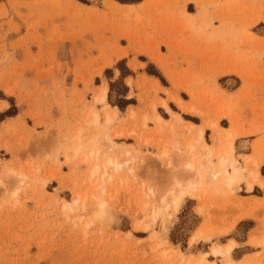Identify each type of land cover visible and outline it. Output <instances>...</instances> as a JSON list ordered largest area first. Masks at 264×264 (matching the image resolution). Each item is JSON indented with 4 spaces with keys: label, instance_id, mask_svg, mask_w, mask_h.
<instances>
[{
    "label": "rangeland",
    "instance_id": "rangeland-1",
    "mask_svg": "<svg viewBox=\"0 0 264 264\" xmlns=\"http://www.w3.org/2000/svg\"><path fill=\"white\" fill-rule=\"evenodd\" d=\"M189 141L202 162L203 145L232 144L244 176L264 175V0H0V264H198L229 241L264 264V201H242L244 180L166 208L195 178ZM105 157L122 168L91 176Z\"/></svg>",
    "mask_w": 264,
    "mask_h": 264
},
{
    "label": "bare ground",
    "instance_id": "bare-ground-1",
    "mask_svg": "<svg viewBox=\"0 0 264 264\" xmlns=\"http://www.w3.org/2000/svg\"><path fill=\"white\" fill-rule=\"evenodd\" d=\"M190 93L191 95H193L192 92ZM104 99H105V88H102L94 96L93 101L94 103H103ZM174 102L183 112H187V113H190L196 116H200V114L202 115V113L197 111L196 108L191 105V103H184L178 98H174ZM163 106L169 112V109L166 107L164 103H163ZM106 109L107 110L103 114V118H104L103 124L104 125L110 124L114 117V113L108 111L110 110L109 108H106ZM132 114H133V111L132 109H130L128 112V115L132 117ZM154 119L156 123H158V125L163 122L161 116L158 114L154 116ZM97 122H98V114L94 113L91 118V123L96 125ZM210 125L212 129L218 131L220 134L222 133L223 140L232 141L234 139V133L232 132V130L220 129L217 127V124H213V123H211ZM188 126L193 127V125H188ZM198 133H199L198 134L199 139L203 140V130L201 128L198 130ZM115 135L120 136L121 129H120V132L119 133L117 132ZM70 139L73 140L74 142L78 141L79 140L78 133L74 134V136ZM244 142H241V143H244ZM113 145L114 143H111V146ZM82 148H83L82 145L75 142L71 146V148H69V150L72 152V156L74 157L78 153H80ZM184 149H185V153H188V156L184 157V162L181 167L182 173L188 174L191 172V175L195 176V178L186 181L185 183H183V185L176 184L175 187L169 190L170 203L166 206V208L169 207L174 213L177 212L179 206H181V203L184 197L189 196L193 199L200 200L202 199L206 191H208L210 188H214L217 190V188H220L218 187V185L220 184L230 189L231 187L237 185L239 182L244 180L246 189L248 191L253 189L254 184L258 185L261 188L264 187V182L259 180V175L257 172V166H258L257 163L253 164L255 171H248L247 175L244 176L243 174L244 168L242 166L238 167L239 164H236V159L232 156V151H233L232 144H228L227 147H224V148L222 147L220 149L213 148L208 145H203L202 149L205 150V154L203 156V159H204L203 162L199 158L195 160L196 154L194 153L195 146L193 142H190V141L186 142L184 144ZM167 154H168L167 150L162 149L159 153V157H166ZM88 156L90 158L89 161H91V159L92 160L98 159V153L96 151H90ZM66 157L68 156L66 155ZM86 158L88 157L86 156ZM244 158L248 159L247 156H245ZM121 168H122L121 163L117 162L115 159L111 157H105L100 164H95L91 168L90 173H91V176H95V175L98 176L99 172L101 171V177H104L108 169H111L113 172H116V171H119ZM128 170L130 171V169ZM19 176L24 178L22 174H19ZM76 201L77 200H74L73 203H76ZM97 207H98V211L97 213H95V215L101 218V220L102 219L110 220L106 212V205L102 200L97 201ZM161 212H162L161 210L154 212L152 214L151 219L154 220L156 215L160 214ZM162 223L165 224V220H162ZM163 227H165V225H163ZM197 235H198L197 233L192 235L189 241L190 245H192L195 239L199 237ZM233 245H234L233 242L229 241V243L225 244L224 246H213L209 253L211 254L212 257L221 258V264H250L251 261L250 262L249 261L245 262V260L236 261L231 257ZM209 253L208 252L202 253L200 256L201 258L198 259L197 263L198 264H214L213 261H209L205 259Z\"/></svg>",
    "mask_w": 264,
    "mask_h": 264
},
{
    "label": "crops",
    "instance_id": "crops-1",
    "mask_svg": "<svg viewBox=\"0 0 264 264\" xmlns=\"http://www.w3.org/2000/svg\"><path fill=\"white\" fill-rule=\"evenodd\" d=\"M104 101H105V99H104ZM258 175H259V180L260 181H263L264 182V175H262L260 172L258 173ZM239 186H240V191H242V192H245V194H243V195H239L240 196V198L242 199V201H247L248 203L250 202H257V203H259V202H261V201H264V195H262V196H257V195H253L251 192H253V190L255 189V188H259V189H261L262 191H264V187H259L258 185H256V184H254L253 185V189L252 190H250V191H248L247 189V191L245 190V185H244V183L243 182H241L240 184H239Z\"/></svg>",
    "mask_w": 264,
    "mask_h": 264
},
{
    "label": "trees",
    "instance_id": "trees-1",
    "mask_svg": "<svg viewBox=\"0 0 264 264\" xmlns=\"http://www.w3.org/2000/svg\"><path fill=\"white\" fill-rule=\"evenodd\" d=\"M125 90H126V87L123 86V91H125ZM119 102H120V103H121V102L127 103L128 101H126V100H122V101H119ZM120 106H121V105H120Z\"/></svg>",
    "mask_w": 264,
    "mask_h": 264
}]
</instances>
